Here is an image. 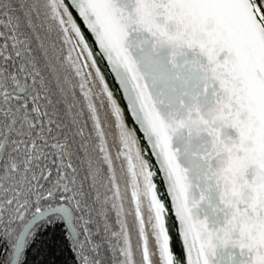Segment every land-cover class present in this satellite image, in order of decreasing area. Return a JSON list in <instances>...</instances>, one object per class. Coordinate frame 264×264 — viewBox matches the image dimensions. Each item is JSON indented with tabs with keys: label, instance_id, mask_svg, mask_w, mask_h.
Masks as SVG:
<instances>
[{
	"label": "snow or ice",
	"instance_id": "1",
	"mask_svg": "<svg viewBox=\"0 0 264 264\" xmlns=\"http://www.w3.org/2000/svg\"><path fill=\"white\" fill-rule=\"evenodd\" d=\"M0 264H264V0H0Z\"/></svg>",
	"mask_w": 264,
	"mask_h": 264
}]
</instances>
